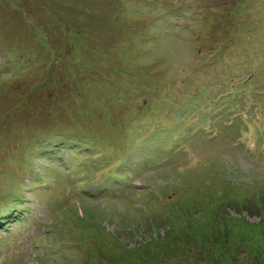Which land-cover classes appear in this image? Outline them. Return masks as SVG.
Here are the masks:
<instances>
[{
  "label": "rangeland",
  "instance_id": "1",
  "mask_svg": "<svg viewBox=\"0 0 264 264\" xmlns=\"http://www.w3.org/2000/svg\"><path fill=\"white\" fill-rule=\"evenodd\" d=\"M229 1L0 0V264H87L47 254L66 215L130 247L209 219L172 260L264 264V0Z\"/></svg>",
  "mask_w": 264,
  "mask_h": 264
},
{
  "label": "trees",
  "instance_id": "2",
  "mask_svg": "<svg viewBox=\"0 0 264 264\" xmlns=\"http://www.w3.org/2000/svg\"><path fill=\"white\" fill-rule=\"evenodd\" d=\"M234 1L235 0H230L227 3L228 4L227 8L234 7L233 6ZM219 7H224V5ZM196 118L197 120H195ZM190 120L200 121L201 118H199L198 116H190L184 119L182 121V125L180 123V126L185 127L187 125V122H189ZM175 141L185 146V142L179 141V138H175ZM49 145L50 147L48 149H44L43 155L46 156L48 159H50L52 162L53 161L58 162L61 166L66 164L65 158L62 154L61 147H65L67 150L72 151L70 145L66 143L58 144L55 141L51 142ZM67 173L70 172L68 171ZM70 179L73 181L74 176H72V178L70 177ZM79 184L80 182L76 183L77 186H79ZM78 193L81 195V197H85L80 189L78 190ZM92 193H93L92 190L89 191V195H92ZM3 206H7V205H3ZM165 215L171 217L169 207L162 210L161 212L156 211L153 217L156 218L158 222H160L163 219L162 216L165 218ZM70 217L71 215H66L56 218L57 230L55 234L57 236L52 243L46 245L48 250L47 254L49 257H51L52 250H59L71 242L76 246V248L79 246L83 248H87L85 250L87 254H85L86 259L84 261L87 262V264H180L179 262L171 259V257L176 254V249H177V247H175L173 243L174 238H175L174 242L176 240H179L180 242L186 243V239L184 236L186 234H189V230H191L192 228L199 231L200 233L201 232H204L205 234L207 233L206 234L207 236L201 235V237L204 238L211 235H215V230L217 229L216 226H213V224L208 225V223H210L208 221L209 219L204 221V223H200L199 221L189 222L188 220L185 219L184 224L186 225H182L178 227H176V224L181 221H174L173 229L170 232V235L169 237H167V240L165 242V243H169L168 245L158 243L156 240V238L159 237L158 236L156 238L151 237L152 239L146 241L138 242L137 240L136 244H134L133 247H130L129 245H127V243L126 244L124 243L125 241L123 237L121 238L107 231H104L102 230V227L100 230L101 232L100 234H96L91 240H90L91 236L88 237V239H85L84 236L82 235V233H84L85 230L81 227V220H82L81 216H75L72 219H70ZM122 218L129 221V218L126 217L125 215ZM211 220L214 221V219ZM152 221L153 220H151L150 222ZM69 224L70 226H68ZM236 225H244L248 227L246 223L241 224V222L237 223ZM183 226H185L186 228L188 227L186 231H183L184 229L182 228ZM125 228L130 229L131 227L125 226ZM198 229H200L201 231ZM262 229H264V226L262 227ZM87 232L88 231L86 230V233ZM244 236H247V233L244 234ZM141 237L147 238L148 236L147 234L144 233L141 234ZM258 249L260 248L258 247ZM263 251H264V247L263 249L261 248L259 250L261 254L263 253ZM214 253L216 255L215 256L216 258L214 259L215 260L214 264H233V262L231 261V256H230L231 254L226 255L225 248L221 249L220 247L219 252H214ZM261 254L259 255L258 259L259 261H261V263H263L264 260L260 259L262 258ZM73 261L75 264L78 263L76 259H73ZM36 263L40 264V262H36ZM198 264L200 263L198 262Z\"/></svg>",
  "mask_w": 264,
  "mask_h": 264
}]
</instances>
